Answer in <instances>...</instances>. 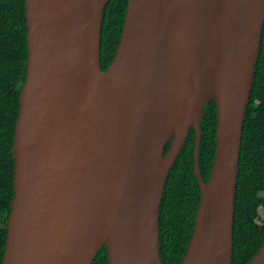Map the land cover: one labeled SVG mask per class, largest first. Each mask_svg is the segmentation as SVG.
Here are the masks:
<instances>
[{
    "label": "water",
    "instance_id": "water-1",
    "mask_svg": "<svg viewBox=\"0 0 264 264\" xmlns=\"http://www.w3.org/2000/svg\"><path fill=\"white\" fill-rule=\"evenodd\" d=\"M109 1L26 0L27 72L2 264H93L104 246L110 264H163L161 202L191 128L202 200L180 264H233L264 0H128L103 69ZM211 98L217 145L204 181L200 123ZM248 264H264V244Z\"/></svg>",
    "mask_w": 264,
    "mask_h": 264
},
{
    "label": "trees",
    "instance_id": "trees-1",
    "mask_svg": "<svg viewBox=\"0 0 264 264\" xmlns=\"http://www.w3.org/2000/svg\"><path fill=\"white\" fill-rule=\"evenodd\" d=\"M128 0H110L104 10L101 66L113 61L123 31ZM26 0H0V264L6 248L7 223L14 196L15 161L12 147L27 72ZM201 120L199 166L208 181L217 145V104L211 98ZM195 129L189 136L166 181L160 207V255L163 264H180L187 252L202 200L195 175ZM170 148L166 144L165 151ZM264 209V30L255 81L243 127L233 233V264H248L264 244L255 216ZM93 264H110L108 249H100Z\"/></svg>",
    "mask_w": 264,
    "mask_h": 264
},
{
    "label": "rangeland",
    "instance_id": "rangeland-1",
    "mask_svg": "<svg viewBox=\"0 0 264 264\" xmlns=\"http://www.w3.org/2000/svg\"><path fill=\"white\" fill-rule=\"evenodd\" d=\"M262 217H264V209L260 210V213L255 216V222H254V227L256 229H261L262 228Z\"/></svg>",
    "mask_w": 264,
    "mask_h": 264
}]
</instances>
